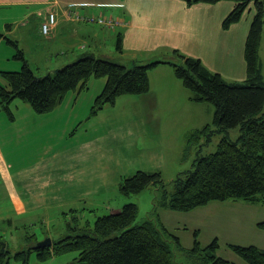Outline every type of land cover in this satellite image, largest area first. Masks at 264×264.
Segmentation results:
<instances>
[{
  "label": "rangeland",
  "instance_id": "rangeland-1",
  "mask_svg": "<svg viewBox=\"0 0 264 264\" xmlns=\"http://www.w3.org/2000/svg\"><path fill=\"white\" fill-rule=\"evenodd\" d=\"M72 7L73 4L65 13ZM56 16L58 18L57 13ZM26 28L29 25L17 29L16 36H9L18 41L17 48L4 40L0 47V70L22 68L23 60L16 56L19 48L36 75L54 73L59 67L76 61L77 58L63 62L61 43L55 42L49 48L41 38L28 36ZM115 44L113 35L106 45L109 52L115 50ZM77 50L79 53L84 51ZM260 55L264 72V32ZM148 72L151 83L148 93L123 95L115 105L107 104L94 115H91L92 107L105 87V77H92L88 88L81 90L80 95L74 93L78 90L69 92L64 101L48 113L38 114L22 100L12 103L13 107L19 104L32 110L33 114H26L21 109L20 119L33 128H28L22 142L9 140L12 144H5L8 161L17 165L26 159H35V151L40 145L48 143L50 146L49 159L45 163L49 183L46 200L34 205L29 212H15L13 224L0 222L3 239L10 250L9 264H23L14 255L31 246L34 241L31 235L36 236L37 242L47 237L58 241L73 233L71 228L88 223L93 226L99 216L120 210L130 202L138 206L134 225L149 219L157 222V215L160 217L171 233L168 239L175 251V264L202 263L206 256L203 249L215 238L219 242L217 256L232 261L238 259L241 264L248 263L231 250L230 244L264 247V230L258 226L264 221V202L211 201L190 211L159 205L155 210V203L162 193L160 185H150L137 194L120 192L122 179L138 170L160 171L165 187L172 192L174 180L179 174L194 169L199 155L216 151L224 136L238 140L242 134L241 125L219 131L213 123L215 106L210 102L191 100L190 90L179 79H173V68L161 65ZM0 81L7 86L1 76ZM175 87L181 88L183 93ZM10 120L6 111L0 108V129L13 138L17 132L13 129L9 133ZM207 124L214 130L210 140L203 138L189 143L188 134ZM14 154L16 156H12ZM196 231L202 251L191 252ZM175 235L188 251L179 249ZM78 256V251H71L40 260L33 251L29 264H84L77 261Z\"/></svg>",
  "mask_w": 264,
  "mask_h": 264
},
{
  "label": "trees",
  "instance_id": "trees-1",
  "mask_svg": "<svg viewBox=\"0 0 264 264\" xmlns=\"http://www.w3.org/2000/svg\"><path fill=\"white\" fill-rule=\"evenodd\" d=\"M188 4L224 1L234 3L233 9L222 21V28L230 30L240 23L245 14L254 12L244 45L246 76L243 80H228L221 73L210 69L198 57L174 50L175 60L160 59L147 64L129 60L123 63L108 57L85 53L76 61L59 67L54 73L36 75L18 49L17 57L23 60L20 70H2L0 81V108L14 119L11 105L15 100L29 103L38 114L48 113L58 107L71 91L88 88L92 77L107 78L102 92L97 96L91 115L105 105H115L119 97L128 94L142 95L151 89L149 70L161 64H169L177 79L192 93L197 102H210L215 106L214 125L219 131L241 125L238 140L222 137L216 151L199 155L194 169L179 174L174 180V190L165 187L160 171L138 170L125 176L119 190L124 195L137 194L150 185H160L162 193L155 203L172 210L190 211L211 201L245 200L264 202V72L260 47L264 32V0H186ZM249 9V10H248ZM88 24V23H87ZM96 24V23H92ZM100 25V24H98ZM104 26V25H102ZM106 27V26H105ZM52 30V29H51ZM51 30L44 35H49ZM7 40L18 47L17 42ZM121 46V43L119 41ZM119 46V47H120ZM214 132L207 124L188 134V142L210 140ZM138 215L136 203H126L120 210L99 216L93 226L71 228L73 233L49 247L37 249L36 236L27 249L18 251L14 257L29 264V256L37 252L40 260L52 255L78 251L77 261L84 264H175V251L170 245L171 233L157 215L134 225ZM11 223L10 219L2 222ZM264 230V221L258 223ZM195 232L191 252L202 251ZM177 246L188 251L178 236ZM5 245V250L2 247ZM231 250L248 264H264V248L258 245L230 244ZM218 238L203 250L206 252L200 264H241L217 256ZM10 250L6 247L0 224V264H9Z\"/></svg>",
  "mask_w": 264,
  "mask_h": 264
},
{
  "label": "crops",
  "instance_id": "crops-1",
  "mask_svg": "<svg viewBox=\"0 0 264 264\" xmlns=\"http://www.w3.org/2000/svg\"><path fill=\"white\" fill-rule=\"evenodd\" d=\"M71 4H77L75 8L80 12L112 15L120 20V24L111 28L74 22L65 13ZM233 7L231 1L188 4L186 0H0V47L5 39L13 40L11 37L17 35V29L29 25L26 28L28 36L41 38L47 47L61 43L63 62L93 53L123 63L133 60L147 64L152 60H175L173 51L178 50L202 59L226 79L240 81L246 76L244 45L254 12L250 9L240 23L224 30L222 21ZM50 11H56L58 23L49 35H44L41 24ZM113 35L116 47L111 54L106 45ZM13 41L18 44L17 40ZM79 48L84 51L77 52ZM161 65L172 68L169 64ZM173 79L177 80L175 76ZM175 88L183 93L181 88ZM74 93L80 95L82 92ZM21 109L26 114H33L28 106L11 105L14 119L8 123L9 133L13 129L17 132L13 138L0 129V222L10 219L11 224L15 212H29L34 205L46 200L49 185L45 164L49 159L48 143L35 151V159L14 165L6 158L5 144H12L9 140L22 142L28 128H33L27 121H21ZM234 261L240 263L238 259Z\"/></svg>",
  "mask_w": 264,
  "mask_h": 264
},
{
  "label": "built area",
  "instance_id": "built-area-1",
  "mask_svg": "<svg viewBox=\"0 0 264 264\" xmlns=\"http://www.w3.org/2000/svg\"><path fill=\"white\" fill-rule=\"evenodd\" d=\"M67 17L71 18L75 22L82 23H96L104 25L106 27L115 28L120 24L118 18L113 16H107L103 14H88L80 12L76 9L71 8L67 14ZM57 24V16L55 12H49L47 19L42 23L41 30L44 34H47Z\"/></svg>",
  "mask_w": 264,
  "mask_h": 264
},
{
  "label": "water",
  "instance_id": "water-1",
  "mask_svg": "<svg viewBox=\"0 0 264 264\" xmlns=\"http://www.w3.org/2000/svg\"><path fill=\"white\" fill-rule=\"evenodd\" d=\"M53 243L52 239L47 237L46 239H44L43 241H40L37 244V247H45V246H50ZM3 250H5V245L2 247Z\"/></svg>",
  "mask_w": 264,
  "mask_h": 264
},
{
  "label": "bare ground",
  "instance_id": "bare-ground-1",
  "mask_svg": "<svg viewBox=\"0 0 264 264\" xmlns=\"http://www.w3.org/2000/svg\"><path fill=\"white\" fill-rule=\"evenodd\" d=\"M38 243H39V242H37V244H38ZM37 244H36V248H37V249H41V248H45V247H49V246H45V247H37ZM51 245H52V244H51ZM51 245H50V246H51Z\"/></svg>",
  "mask_w": 264,
  "mask_h": 264
}]
</instances>
